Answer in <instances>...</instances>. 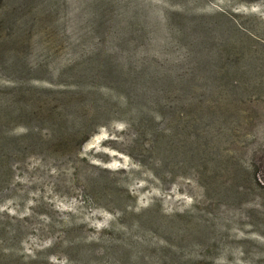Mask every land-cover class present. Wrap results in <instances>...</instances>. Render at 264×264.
<instances>
[{"label":"rangeland","instance_id":"374dc122","mask_svg":"<svg viewBox=\"0 0 264 264\" xmlns=\"http://www.w3.org/2000/svg\"><path fill=\"white\" fill-rule=\"evenodd\" d=\"M116 3L0 0V153L10 156L0 161V264H264V170L259 185L250 170L252 159L264 156V0ZM106 6L113 12L93 35L92 11L106 13ZM137 14L121 37L109 29L112 18L132 21ZM200 21L212 24L231 50L218 65L220 37L189 62V45L171 36L172 27L191 29ZM94 49L137 71L145 64L174 70L187 82L220 75L226 62L230 72L237 67L255 80L239 88L237 78L221 79L209 87L217 91L206 93L205 105L170 103L184 114L188 107L216 108L238 119L230 120L232 129L228 121L222 130L213 129V119L202 123L201 144L192 140L198 133H186V156L196 154L198 165L178 159L169 168L167 149L159 148L177 111L162 117L156 107L158 118L143 126H128L132 115L94 116L73 72L85 63L78 56ZM18 61L19 76L7 69ZM228 131L239 136L233 143ZM223 153L243 161L235 157L222 168ZM235 174L245 179L234 182Z\"/></svg>","mask_w":264,"mask_h":264},{"label":"trees","instance_id":"16d2710c","mask_svg":"<svg viewBox=\"0 0 264 264\" xmlns=\"http://www.w3.org/2000/svg\"><path fill=\"white\" fill-rule=\"evenodd\" d=\"M111 1L114 6H119L116 3L117 0ZM106 8V13L105 9L100 10L98 7L92 11L90 20L91 34L95 35L97 31L102 32L104 30L103 28L106 25L103 20L106 19V14L113 12V6H106ZM115 11L117 13L119 12L118 9H114V12ZM169 16V14L166 16V27L168 31L169 21H171ZM139 17L140 15L137 14V17L132 21H130V18H125L123 16L116 18V20L112 18L111 21L113 22V25L109 26V29H112L114 34H116L115 36L119 38L122 36L125 29H130L132 25H134L139 20ZM120 20L121 23L119 22ZM200 22L201 23H197L196 27H191V29L172 27L171 36H173L175 43L186 42L189 45V50L186 53L189 62L195 61L201 56L208 54L209 50H211L209 49L210 46H208V41L210 39H216L220 37V39H222L220 47L222 46L223 50L218 48L220 49L218 54L216 57H213L215 61L213 64L218 65L221 56L225 53V57H227V54L230 50L229 47L224 44L226 39L220 34L219 31H216L215 28H213L212 24H205L202 23V21ZM192 34H194L195 38ZM186 43L184 44L187 46ZM81 59H83L85 63H78L73 68V72H75L74 75H78L77 79L79 86L77 89L88 96L86 97L88 98L86 101L88 102L90 109H92L94 116L111 117L112 115H117L116 113L123 117H129L132 115L131 117L133 119L129 118L126 121V124L128 126H132L134 124H140L143 126L145 123H154V120L158 118V115L154 112L156 107H158L159 112L161 109L163 113L162 117H169V114L177 111V122L172 129H169L168 142L165 143V138L164 142H162L161 148H159L165 149L166 147L169 156V168H171V165H174L178 159L186 161L185 165L187 166H192L193 164L196 166L198 165L196 154L193 157L192 155L188 157L186 156L185 149L189 145L185 139L186 133H192L193 131L194 134L198 133L197 137L193 138L192 140L196 141L197 144H201V139L203 138L200 137L201 133L199 131L203 129L208 119H213V122H215L213 129L216 130L223 129L225 124L223 121H228V129H232L233 126L231 127V119H238L237 116L232 118L233 112L224 115L222 109L219 111L216 108L212 109L210 113H194L193 108L188 107L189 112L184 114L183 110L180 111L178 106L170 107V103H176L178 105L181 103L192 104L196 106H199L200 104L205 105L207 98L206 93L217 91L216 88L209 89V87L216 85L219 80L227 78V80L233 81V78H237L238 83L240 84L239 88H245L248 86L247 81L254 76L253 74L252 76H249L245 72L239 70L237 71V67L235 68L236 70L230 72L228 69L230 64L226 62L223 72L220 75L215 74L213 76H208V74H199L196 76L195 80H189L187 82L184 75L177 74L174 72V70L170 72H155L150 70V68H153V64H145V67L140 66L142 70L137 71L132 68L134 64L128 65L127 63H123L122 59L117 57L113 59L108 57L103 58L100 53H98V50L95 49L94 51H89V54L85 55L84 58L78 56V60L81 61ZM22 65L24 66V64L18 61V63L9 64L7 69L11 72L16 71L17 73L15 75L19 76L21 75ZM18 69L20 73L17 71ZM253 80H255L254 77ZM62 104L65 107L70 106L69 103L64 100H62ZM63 113H68V110L63 108ZM63 113L61 115L63 118H65L66 115ZM76 117L79 118V114L76 115ZM80 120L81 128H85V122L82 119ZM183 120L185 121L184 124ZM234 121L238 122L236 120ZM202 123L203 127L201 126ZM154 132V128H149L147 129L146 134L151 138H154ZM211 133L215 134L214 130H212ZM226 134L228 142L231 141V143H233L235 139L239 137L235 133L232 134V132L230 133L229 131L226 132ZM140 139L144 140V138ZM210 139H212V136L208 135V141H210ZM215 139L221 145V136L218 135ZM151 143L156 145L152 141ZM154 148H156V146H154ZM208 148H210L211 154V146L209 143ZM219 155L220 161L218 163L222 168H224L223 166H231L235 157L237 163L238 161H243V158H240V155L235 156V153H230L227 155L223 153L222 155ZM9 159L10 156L0 153V161L3 160L5 163H8ZM252 163L253 164L250 169L252 172V180L256 185H259L257 176H259L261 171L264 170V156L261 155L257 160L252 159ZM140 164H142V162H140ZM188 168L189 167L185 169ZM208 171H210V168H208ZM243 179L245 178L242 176V174H239L238 178L237 174L234 176V182L236 181L238 183ZM235 186L236 185L234 184L233 190L236 189Z\"/></svg>","mask_w":264,"mask_h":264}]
</instances>
